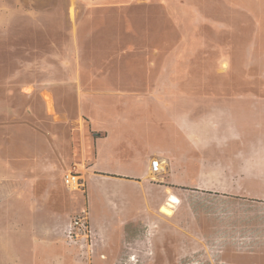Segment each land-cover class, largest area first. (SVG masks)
Here are the masks:
<instances>
[{
    "label": "crops",
    "instance_id": "crops-1",
    "mask_svg": "<svg viewBox=\"0 0 264 264\" xmlns=\"http://www.w3.org/2000/svg\"><path fill=\"white\" fill-rule=\"evenodd\" d=\"M211 3L218 18L232 25L211 32L204 28L210 0H184L183 103L156 102L155 92L124 96L111 84L97 90L90 83L78 94L88 125L80 140L78 172L86 185L91 257L68 243V213L49 204L50 192L33 187L36 146L29 133L24 141L14 135L0 142V192L9 197L22 192L34 215L25 223L31 244L9 243L8 258L0 251V264H135L129 260L133 254L138 264L156 262V221L166 220L158 213L171 195L182 206L175 205L176 212L165 217L184 220L186 234L197 229L235 254L241 244L259 246L254 252L264 254V85H257L264 81V37L260 45L252 40L264 31V0ZM99 20L105 23L94 27L110 36H127L131 27L156 36L155 16ZM214 36L216 48L211 49L206 37ZM154 158L162 161L157 173L152 172ZM48 174L41 173V179ZM7 224L10 230L18 227L12 220Z\"/></svg>",
    "mask_w": 264,
    "mask_h": 264
},
{
    "label": "rangeland",
    "instance_id": "rangeland-1",
    "mask_svg": "<svg viewBox=\"0 0 264 264\" xmlns=\"http://www.w3.org/2000/svg\"><path fill=\"white\" fill-rule=\"evenodd\" d=\"M212 1L204 28L211 32L228 28L231 21L218 18ZM121 14L155 16L156 36L146 37L132 27L127 36L121 37L120 32L110 36L102 27H94L105 23L99 20L102 16ZM185 20L184 0H0V142L13 140L14 135L18 141L30 136L37 147L33 149L37 162L32 165L33 187L50 192L49 204L68 213L69 221L84 215L90 224L83 178L77 189L66 182L69 172L79 173V163H83L80 140L88 130L78 94L89 90L87 85L104 90L111 84L114 93L124 96L155 92L156 102L183 103ZM262 34L264 31L253 37L255 44H261ZM206 40L211 49L216 48L215 36ZM45 172L49 174L43 180L40 174ZM181 202L175 205L182 206ZM30 205L22 192L16 197L0 192V251L4 258H8L9 243L32 242L25 228L34 216ZM162 207L158 214L166 220L162 224L156 221V262L151 264H264V254L254 252L259 246L237 245L240 254H235L224 245L210 243L197 229L186 234L189 226L184 220L175 223L165 217L174 214L176 207H171L170 214ZM9 220L18 227L10 230L8 224L3 225ZM10 231L15 233L13 237ZM80 250L81 255L92 256L88 246Z\"/></svg>",
    "mask_w": 264,
    "mask_h": 264
},
{
    "label": "built area",
    "instance_id": "built-area-1",
    "mask_svg": "<svg viewBox=\"0 0 264 264\" xmlns=\"http://www.w3.org/2000/svg\"><path fill=\"white\" fill-rule=\"evenodd\" d=\"M151 167L152 172H159L162 169V161L159 158H154ZM66 182L77 188L83 185L80 174L76 172H69L66 175ZM65 235L69 244L79 245L82 249L92 244V229L87 221V217L84 215L74 216L70 219ZM129 260L137 262L138 257L136 254H133L129 256Z\"/></svg>",
    "mask_w": 264,
    "mask_h": 264
},
{
    "label": "bare ground",
    "instance_id": "bare-ground-1",
    "mask_svg": "<svg viewBox=\"0 0 264 264\" xmlns=\"http://www.w3.org/2000/svg\"><path fill=\"white\" fill-rule=\"evenodd\" d=\"M228 66V65H227ZM73 189H77L76 186H73ZM180 202V198H178L175 195H171V197L168 199V202L162 207V211H164L165 213L170 214L171 211V207H174L176 203Z\"/></svg>",
    "mask_w": 264,
    "mask_h": 264
}]
</instances>
